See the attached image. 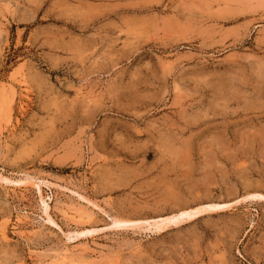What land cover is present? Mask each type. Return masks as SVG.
<instances>
[{"label":"rangeland","instance_id":"374dc122","mask_svg":"<svg viewBox=\"0 0 264 264\" xmlns=\"http://www.w3.org/2000/svg\"><path fill=\"white\" fill-rule=\"evenodd\" d=\"M0 264H264V0H0Z\"/></svg>","mask_w":264,"mask_h":264},{"label":"bare ground","instance_id":"6f19581e","mask_svg":"<svg viewBox=\"0 0 264 264\" xmlns=\"http://www.w3.org/2000/svg\"><path fill=\"white\" fill-rule=\"evenodd\" d=\"M225 206V204H203L201 206H198L192 210H182V211H179L178 213L176 214H173V215H170L168 217H165L164 219L160 220V221H155V223H152L154 224L157 228H163L171 223L173 224H177L181 221H184V220H188L190 218H193V217H197V216H200L202 213H204L207 209L208 210H212V209H218V208H221ZM151 226V225H150Z\"/></svg>","mask_w":264,"mask_h":264}]
</instances>
